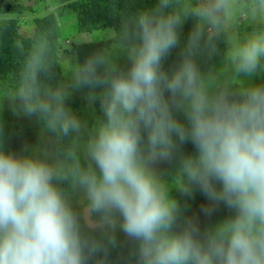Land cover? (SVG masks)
<instances>
[{
    "label": "clouds",
    "instance_id": "clouds-1",
    "mask_svg": "<svg viewBox=\"0 0 264 264\" xmlns=\"http://www.w3.org/2000/svg\"><path fill=\"white\" fill-rule=\"evenodd\" d=\"M112 8L53 82V5L0 91V264H113L121 234L120 264H264V0ZM16 16L0 5V28ZM5 102L41 144L5 146Z\"/></svg>",
    "mask_w": 264,
    "mask_h": 264
},
{
    "label": "rangeland",
    "instance_id": "rangeland-1",
    "mask_svg": "<svg viewBox=\"0 0 264 264\" xmlns=\"http://www.w3.org/2000/svg\"><path fill=\"white\" fill-rule=\"evenodd\" d=\"M94 2L87 0H0V5L6 10L15 8L17 16L10 24L21 34V40H27L28 34L34 28L36 18L46 15L50 12L53 5H59L62 15L59 17L60 32L58 39L57 64L60 80L65 78V72L70 68L74 59L82 57L92 49L101 46L99 43H90L87 45H77L82 39L95 40L101 37L107 27L112 26V21L108 16H103L94 8ZM241 29L245 28L243 18H241ZM223 47V45H221ZM15 81L14 76L10 78L0 75V91L10 88ZM70 107L82 119L92 122L93 116L88 110L86 93L83 90L74 91L70 100ZM4 125L2 135L5 146L13 150H19L24 146L33 147L42 142L41 125L39 121L33 118L20 117L12 114L7 106L3 108ZM202 196H197L192 203V211L198 210V205L203 201ZM121 254L127 253L128 245L123 243Z\"/></svg>",
    "mask_w": 264,
    "mask_h": 264
},
{
    "label": "trees",
    "instance_id": "trees-1",
    "mask_svg": "<svg viewBox=\"0 0 264 264\" xmlns=\"http://www.w3.org/2000/svg\"><path fill=\"white\" fill-rule=\"evenodd\" d=\"M95 0H87V2H94ZM152 2V0H96V3L93 4L94 8L97 9L103 16H108L109 20L112 21V25L117 22V18L113 16L112 5L119 4L121 7L130 6H147ZM51 13H47L44 16L38 17L34 21V28L28 34L27 40H21V34L16 30L13 24H9L6 28H0V75L2 77L10 78L16 75L19 71V68L23 62L24 52L27 50L29 44V36L38 31L41 28L48 26ZM190 25L184 26V31L187 32ZM60 32V25L57 29L54 41V47L51 54V69L49 72V78L51 81L55 82L60 80V73L57 64V53H58V37ZM16 41H20V47L15 45ZM175 53H173L168 59L171 61L174 58ZM113 264H120V260L123 255L121 250L117 249L112 252Z\"/></svg>",
    "mask_w": 264,
    "mask_h": 264
}]
</instances>
